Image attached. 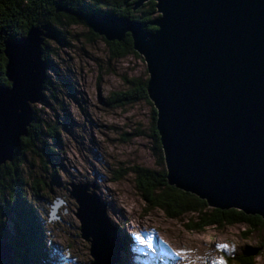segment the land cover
<instances>
[{"label":"water","instance_id":"95a60500","mask_svg":"<svg viewBox=\"0 0 264 264\" xmlns=\"http://www.w3.org/2000/svg\"><path fill=\"white\" fill-rule=\"evenodd\" d=\"M148 0H136L138 8ZM154 31L106 13L84 16L94 33L133 40L148 73L147 93L169 185L212 208L238 209L264 218V0H154ZM61 10H66L59 7ZM48 25L32 26L7 41L0 84V166L12 161L44 99ZM89 264H118L124 251L94 182H69ZM58 199L51 206L55 218ZM12 244L0 239V264H15Z\"/></svg>","mask_w":264,"mask_h":264},{"label":"rangeland","instance_id":"374dc122","mask_svg":"<svg viewBox=\"0 0 264 264\" xmlns=\"http://www.w3.org/2000/svg\"><path fill=\"white\" fill-rule=\"evenodd\" d=\"M88 31L83 25L70 27L64 45L46 38L55 49L53 61L60 73H49L57 87L52 91L61 100H53L51 92L43 89L51 106L44 100L32 105L41 117L53 119L62 127L61 149L56 151L61 165L56 164V178L51 176L49 166L35 160L31 174L44 181L46 187L33 192L31 178L27 186L28 199L37 206L46 229V250L51 264L92 261L89 243L79 232L77 205L68 195L69 182H94L97 186L96 191L107 203L108 217L123 245L118 264H213L216 260L237 264L235 258L245 245L255 246L264 237V224L249 234L251 240L244 238L243 233L248 229L244 222L191 230L187 226L190 216L171 218L152 207L138 190L131 172L116 178L118 170L123 171L131 164L159 169L148 136L149 106L140 102L124 108H107L103 103L110 91L124 88L122 76L144 75L146 64L133 55L109 58L103 41L91 39ZM64 74L71 75L80 102L69 98L58 86ZM64 109L69 121L63 119ZM62 123L69 124L68 128ZM141 126L144 133L135 135ZM58 199L62 204L50 220L51 206ZM255 264H264V245Z\"/></svg>","mask_w":264,"mask_h":264},{"label":"trees","instance_id":"16d2710c","mask_svg":"<svg viewBox=\"0 0 264 264\" xmlns=\"http://www.w3.org/2000/svg\"><path fill=\"white\" fill-rule=\"evenodd\" d=\"M136 0H0V84L8 85L5 75L6 57L4 48L8 40L26 35L32 26L48 25L55 33L54 42L58 45L66 44V33L70 27L83 25L89 28L91 39H100L107 47L109 58L122 59L130 55L143 57L133 48V40L126 33L120 41H108L94 33L88 26L84 16L110 13L119 17L136 20L148 31L156 27L152 21L159 14L156 11V2L148 0L138 8H134ZM63 7L66 10H61ZM55 49L50 46L48 39L42 44V58L47 63V77L44 89L51 92L53 100H61L52 91L57 89L49 76L50 72L60 74L53 61ZM144 75L122 76L123 89L110 91L103 103L107 108H124L140 102L150 108V122L148 129L153 142V155L156 157L158 168H152L136 163L129 165L125 170H118L116 178H121L128 172L134 175L139 191L152 206L161 209L171 218L190 216L187 226L191 230L203 231L207 226H224L239 222L247 223L248 229L243 233L248 237L253 230H259L264 224L260 215H248L238 209L210 208L208 203L194 194L182 191L169 185L166 178L164 154L156 128V109L147 93L148 73ZM56 85H58L56 83ZM67 96L76 102L77 88L74 86L71 75L64 74L59 79V85ZM62 91V92H63ZM46 105L51 106L48 97ZM62 102V101H60ZM44 103V104H45ZM33 108V107H32ZM63 109V107H62ZM34 118L28 128L26 136L21 138L20 145L15 149L12 161L0 166V239H6L12 244L13 261L15 264H51L46 250V229L38 214L37 206L28 199L27 186L31 178L33 192L46 187V183L32 175L35 160H39L44 167L49 166L51 176L56 178V164L61 165L57 150L61 148V128L55 120L41 117L33 108ZM63 119L69 121L66 109L63 110ZM62 112V113H63ZM63 127L69 124L62 123ZM59 126V127H58ZM66 128V129H67ZM142 126L135 135L144 133ZM60 148V149H59ZM46 159V160H45ZM27 172H29L27 174ZM36 194V193H35ZM196 216V217H195ZM264 237L260 238L255 246L245 245L241 253L236 256L237 264H255V258L263 253Z\"/></svg>","mask_w":264,"mask_h":264},{"label":"snow or ice","instance_id":"6c2138e0","mask_svg":"<svg viewBox=\"0 0 264 264\" xmlns=\"http://www.w3.org/2000/svg\"><path fill=\"white\" fill-rule=\"evenodd\" d=\"M218 247L226 248L227 246L226 245H220ZM177 255H179V253H177ZM213 264H225V262L223 260H216V261L213 262Z\"/></svg>","mask_w":264,"mask_h":264}]
</instances>
